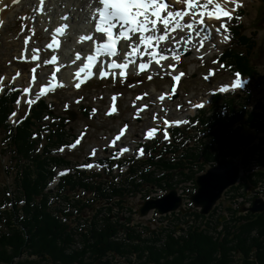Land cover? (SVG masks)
<instances>
[{
  "label": "trees",
  "instance_id": "obj_1",
  "mask_svg": "<svg viewBox=\"0 0 264 264\" xmlns=\"http://www.w3.org/2000/svg\"><path fill=\"white\" fill-rule=\"evenodd\" d=\"M253 1L260 2L264 7V0ZM232 22L229 48L233 49H226L218 59L227 63L236 75L252 81L258 77L257 70L251 64L255 40L244 34L243 26L236 18ZM262 46L264 48V35ZM21 96V92L11 86L0 95V128L3 132L0 157L5 158V154L9 153V161L6 166H1L0 173L12 181L0 187V264H113L114 259L126 261V264H140V259L141 264H264V213H248L237 219L231 218L222 225L220 232L216 230V221L196 223L191 225L186 235L177 239L168 237L161 248L156 246L160 236H152L154 239L141 247L137 244L135 233L109 219L107 213L112 211L108 207L103 205L96 210L92 219L87 218L90 219L88 222L83 219V212L85 209L92 212L94 208L83 203L88 200L87 197L70 199L75 189L83 188L94 191L93 197L97 200L120 199L114 206L121 209L120 201L124 194L136 192L140 181L171 190L173 187L169 183L174 182V178H191L194 182L193 172L191 176L184 173L189 170L190 159L192 163L200 159L209 163L227 157L237 159L239 156L242 166H249L246 180L241 178L240 185L229 191L243 189L237 196L244 198V191L248 188L255 187L257 183L264 185V151L254 146L242 153L237 137L242 127L264 131V107L259 102L254 103L250 93L242 102L237 101L233 93L228 97H212L207 111L222 100L218 111L207 115L199 110V115L191 120V125L196 127L199 124L203 135H206L193 149L185 148V142L177 145V138L184 136L187 130L183 132L173 128L171 135L175 139L172 144L162 145L159 151V146L147 149L148 158L142 165L152 167L153 171L131 169L129 178L122 183L130 187L123 190L124 194L113 189L110 192L103 190L106 177L93 179L70 175L61 177L54 195L45 192L53 177L50 168L52 165L59 167L69 163L64 158L49 155L47 148L64 146V133L59 130L60 126L55 133L47 130L49 134L45 137V148L39 151V143L33 139V133L43 122L44 116L51 118V109L49 104L39 101L24 121L11 126L8 120L15 113ZM237 126L238 130L235 129ZM36 136L43 137V132ZM251 167L255 169L250 170ZM155 172H159L157 178ZM258 193L264 194V191ZM225 211L232 213L231 209L225 208ZM195 217L197 220L203 219L199 214H195ZM122 227V238H125L114 239ZM129 235L130 241L127 242Z\"/></svg>",
  "mask_w": 264,
  "mask_h": 264
},
{
  "label": "rangeland",
  "instance_id": "obj_2",
  "mask_svg": "<svg viewBox=\"0 0 264 264\" xmlns=\"http://www.w3.org/2000/svg\"><path fill=\"white\" fill-rule=\"evenodd\" d=\"M34 1L31 0L30 3L25 1L19 6L16 5L12 9L11 15L0 25V92H4L8 86H11L22 94L21 100L15 107L16 113L8 120V124L11 126H16L24 121L29 115V110L34 108L39 100L49 104L51 118L44 116L43 122L38 124L39 127L33 133V135H39L43 132V137L36 136L33 139L38 141L37 149L41 151L46 143L45 137L49 134L47 130L54 132L60 126L59 130L61 129L64 133L65 144L70 142L73 144L77 141L82 143L74 153H64L65 159L71 163V166L82 162L87 163L90 160L87 155L92 148L99 150V153H96V160L105 158L108 152L106 145L114 144L117 136L124 138L120 142L125 144L148 141L151 146L157 142L162 144L173 142L175 138L168 134L169 128L172 127H177L183 132L187 130V133H183L184 136L177 138L179 140L177 145L185 142V148L194 147L197 142L204 140L206 135H203L199 124L193 127L191 120L194 119V116L199 115L197 111L200 109L207 115L217 112V107L222 100H218L214 104L216 108L212 111L211 109L215 107L212 106L208 112L211 97L222 93L216 89L227 87L237 79L239 81L244 79L245 82H242L243 85L240 88H234L222 95L228 97L229 93L238 94L240 97L237 98V101L242 102V99H246V95L250 93L252 101L259 102L264 107V48L262 46L264 7L258 1L232 0L230 15L218 16L217 24V28H220L223 35L228 37L232 20L240 16L237 20L243 26L244 34L254 38L256 46L251 55V64L257 70L258 77L252 81L237 76L227 63L219 61L218 58L226 49H233L229 48L231 46L229 37L222 45L214 47H205V44L210 43L209 39L205 38L206 42L202 45H195L191 48L193 53L182 52L177 57H173V60L168 61V66L161 70H145L143 72L141 70L139 72L142 73L137 74L126 72L123 78L116 73L115 76L112 73L107 78L92 77L80 84L79 88H76L75 84L62 86L59 89H51L49 92L43 93L39 98H35V96L41 92L44 86L50 84L51 77L57 73L60 67L65 73L73 71H71L72 63L70 61L68 63L67 60L64 61L65 64L62 63V59L57 57L49 47L52 42L53 30L51 28L53 29L55 25L49 27L54 22L55 15L41 11ZM168 3L171 4L170 1ZM49 4L55 10L58 7L56 0H50ZM85 8L87 9V7ZM175 9L181 10L182 5ZM200 11L205 14L215 13L211 4H207L203 9H196L197 14ZM84 14L86 13L82 15ZM83 19H86V16ZM71 32V35L75 34L74 31ZM72 39L73 36L68 42H71ZM26 40L27 43H25ZM66 45L72 47L71 43H66ZM64 50L70 51L67 48ZM76 50L78 51L74 47L71 49V56L72 52L76 54ZM196 51L200 55L196 56ZM119 52L123 53V48ZM54 55L59 59L53 61ZM33 56L36 59H33ZM245 93L247 94L245 95ZM201 103L204 104L203 107H198L197 105ZM69 114H72V120L69 119ZM63 120L64 124H62ZM44 129L45 131H42ZM152 129H155L154 136L146 138V133ZM235 129L238 130V126ZM166 132L167 138H165ZM2 137L3 132L0 128V139ZM237 137L240 139L242 153H245L246 149L252 145L259 146L264 151V131H251L242 127ZM51 154L53 155V153ZM235 160L240 166L242 180H246V171L242 170L240 164L241 156ZM8 161L9 153L7 152L5 158L0 157V170L1 166L7 165ZM202 162L203 159H200L192 165L190 161V165L187 166L189 170L184 173L190 176V173L195 171L194 165L197 163H199V167H203L202 173H205L213 164L203 165ZM254 169L255 167L250 168V170ZM194 173H198V171ZM244 174L245 178L243 179ZM181 179L179 177L174 181H176L178 195L183 197V207L185 208L189 204V196L193 193L194 182L185 180L179 183L178 180ZM11 183V179L4 178L0 173V187ZM51 188L49 187V189ZM140 191L134 196L125 197L126 207H132L135 211L145 196L152 198L165 194V190L153 187L151 184H145ZM242 191L243 189L238 192L224 193V198L218 205L221 208L220 212L230 203L229 199L235 197L237 193L241 194ZM245 193L249 197L252 196V191L245 190ZM134 211L131 212V218L134 220L133 225L139 223L146 226V231L153 230L150 214L140 219L141 221H137L136 216H133ZM87 215L90 216V213L87 212ZM112 263L125 264L120 260Z\"/></svg>",
  "mask_w": 264,
  "mask_h": 264
},
{
  "label": "bare ground",
  "instance_id": "obj_3",
  "mask_svg": "<svg viewBox=\"0 0 264 264\" xmlns=\"http://www.w3.org/2000/svg\"><path fill=\"white\" fill-rule=\"evenodd\" d=\"M29 2L31 0H0V25L3 24L4 21H6L7 17H9L12 13V9L17 5H21L23 2ZM37 6L42 8L43 12H48L53 15H55V20H52L54 22L51 23V28L53 25L54 28L51 30H55L58 27H60L63 23H67L69 27L67 28V35L65 36H58L57 39L59 40V47H56V45H53L52 42H50L51 50L54 52L57 57L62 59V63L65 64L64 61H68V63L71 64V71L65 73L63 72V69H60L57 71L55 75L51 77V82L48 86H44L43 92H40L35 96V98H39L42 96L43 93L49 92L51 89H59L60 87H54V85L63 84L64 86H73L77 83H80L81 81L86 82L92 77H99V66L104 65V70L106 72V77L109 75H112V73H116L119 75V69H109L107 65L112 62L120 63L123 60V57L120 58L117 57H109L104 56L98 53L97 51V45L101 44V40L98 34H96L93 31H89L88 28V21L89 18H87V9L92 10L95 6V3H91V0H56V5L58 6L56 10L49 4L50 0H44V3H39V0H35ZM34 1V2H35ZM169 1V0H168ZM232 0H213V13L212 16H209L208 13L205 14L203 17H201L199 14L196 16L192 15H186L183 18H177L179 20L180 24L183 25L186 21L187 22H193L197 21L194 28L189 31L187 28H184L183 31H181L180 28H174V30L169 31L168 37L165 41H162L161 44H167L168 50L161 53L160 52V44H157L155 41L151 43V47L145 48L143 45L139 44V34L136 35V42L138 44V47L135 52H133V49L130 47L127 49V53H132V55H129V60H134L135 64H129L128 67L125 69V73H142L145 70L153 71V70H161L165 66H168L167 62L173 60V57H177L182 52H191V48L195 45H202L204 42H206L205 38L209 39V44H205V47H214V46H220L225 41V36L223 35L220 28H217L218 24V15L216 14L215 5L219 4L221 12H227L229 16L232 9L230 8V2ZM201 0H198V3H200ZM170 3L174 5L175 7L182 5V9H175L176 11L180 12H186L191 13V9L187 8V5L185 3H182L181 0H170ZM94 6V7H93ZM59 11V12H58ZM196 11V9H195ZM83 13H86L82 15ZM197 13V12H196ZM162 15H164L162 13ZM62 16H69L70 19L68 21H62ZM84 16H86V19H83ZM224 16V15H219ZM84 20V21H83ZM86 20V21H85ZM76 24V25H75ZM93 25V24H92ZM76 26V27H75ZM158 27H163L162 25H158ZM173 25H170V28H172ZM71 31H74L75 34L71 35ZM80 35H88L93 37L92 40H86L83 42H78V37ZM73 36V39L71 42H68L70 40V37ZM208 41V40H207ZM66 43H71L72 47H68ZM126 43L124 41H120L119 47L117 48L118 51H120L123 48V44ZM208 43V42H207ZM82 44V45H81ZM77 48L76 54L72 52L71 56V49ZM67 48L70 50L69 52L65 51L64 49ZM96 50V51H95ZM196 50V49H195ZM155 51L157 55L153 58L151 57V53ZM125 52V49L123 48V53ZM144 53L145 57L143 59H139V54ZM77 54L80 55V59L77 60L76 56ZM95 55V59L92 61L91 65L86 68L79 77L75 75V73L84 66L85 63H87V56L88 55ZM163 55L165 58L163 60H160L159 64L156 63L157 60H159V56ZM195 55L198 56L200 53L198 51L195 52ZM57 58V60L59 59ZM70 61V62H69ZM67 63V64H68ZM140 63H146L148 64V67L145 69H140L139 64ZM58 66V65H57ZM142 72H139L141 71ZM67 72V71H66ZM241 85H243L242 82H245L244 79L239 81ZM80 83V84H83ZM231 83L227 87H222L224 91H221V89H216L218 92L226 93L232 89ZM240 88V87H239ZM31 102L33 103L34 100L32 99ZM31 103V104H32ZM196 105V103H195ZM202 105L200 107H203V103L199 104ZM198 106V105H197ZM193 113V112H192ZM154 136V135H153ZM124 140V138H120L119 141ZM117 141V140H115ZM56 167V166H55ZM129 178V177H128ZM57 182V181H56ZM55 182V183H56ZM100 188V187H99ZM98 188V189H99ZM100 190V189H99ZM102 191V190H101Z\"/></svg>",
  "mask_w": 264,
  "mask_h": 264
},
{
  "label": "snow or ice",
  "instance_id": "obj_4",
  "mask_svg": "<svg viewBox=\"0 0 264 264\" xmlns=\"http://www.w3.org/2000/svg\"><path fill=\"white\" fill-rule=\"evenodd\" d=\"M182 3L187 5L188 9H191V13L176 11L174 5L168 3V0H91V3H95L96 7L92 9L91 17L86 22H90L94 25V31L99 35L100 40L104 41L101 44L97 45V51L99 54L109 57H123L122 62L116 63L112 62L107 65L109 69H119V76L123 78L125 76V69L128 65L135 64L134 60H129V55L132 53H127L128 48H132L133 52L136 51L138 44L136 42V35L139 34V44L144 45L145 48L151 47V43L155 41L157 44H160V52L163 53L168 50L167 44H161L162 41H165L168 37L169 31L174 30V28H180L183 31L184 28H187L191 31L197 21L185 22L183 25L180 24L177 18H183L186 15H192L193 17L197 15L195 9H203L207 4H212L213 0H201L198 3V0H181ZM39 3L43 4L44 0H39ZM42 11V8L40 9ZM216 14L227 16V12H221L219 4L215 5ZM162 13L164 15H162ZM199 15L203 17L205 13L203 11L199 12ZM209 16H212L213 13L209 12ZM95 17V19H92ZM69 16H62V21H68ZM239 19V17H237ZM162 25L163 27H158ZM170 25H173L170 28ZM69 25L63 23L60 27L53 30L52 32V44L59 47L58 36L67 35V28ZM224 27V25H221ZM114 29H119L118 32H114ZM93 37L88 35H80L78 37V42H83L86 40H92ZM227 40L228 37H225ZM124 41L123 48L125 49L124 53H121L117 50V42ZM27 43V40L25 41ZM51 47V45H49ZM157 53L153 51L151 57H155ZM36 59L35 56L32 57ZM165 57L163 55L159 56V60L156 61L159 64L160 60H163ZM57 57L54 55L52 60L55 61ZM76 59H80V55L77 54ZM95 59V55L87 56V63L80 68L75 75L79 77L81 73L88 68L92 61ZM104 65L99 66V77L104 78L106 72L104 70ZM140 69H145L148 67L146 63L139 64ZM115 76V73H113ZM178 79V77H177ZM123 82V80H121ZM80 83H83L81 81ZM80 83L75 85L76 88L80 87ZM63 84L54 85V87H62ZM239 79L234 81L232 84L233 88L241 87ZM44 89H41L43 92ZM221 91H224L222 88ZM115 99V98H114ZM19 103V102H18ZM202 105H198L200 107ZM167 123V121H165ZM155 133V129L150 130L146 133V138H151ZM165 138H167V133H165ZM120 136L116 137V140H119ZM79 143V141H77ZM74 147V145L70 146ZM121 151H127V149H122ZM87 168H92V164L86 165ZM99 167V166H96Z\"/></svg>",
  "mask_w": 264,
  "mask_h": 264
},
{
  "label": "water",
  "instance_id": "obj_5",
  "mask_svg": "<svg viewBox=\"0 0 264 264\" xmlns=\"http://www.w3.org/2000/svg\"><path fill=\"white\" fill-rule=\"evenodd\" d=\"M68 117L73 119L72 114ZM239 175V166L232 158L218 161L204 174L195 178L196 190L189 197L192 207L198 209L201 216L208 215L224 192L237 184ZM181 204V198L175 190H171L158 199L144 201L137 213L140 218L154 210L158 215H165L177 211ZM240 212L261 214L264 212V200L254 199L250 207H241Z\"/></svg>",
  "mask_w": 264,
  "mask_h": 264
},
{
  "label": "flooded vegetation",
  "instance_id": "obj_6",
  "mask_svg": "<svg viewBox=\"0 0 264 264\" xmlns=\"http://www.w3.org/2000/svg\"><path fill=\"white\" fill-rule=\"evenodd\" d=\"M245 95H246V93H245ZM241 96H242V94H241ZM238 97H240V95H238ZM190 161H192V159H190ZM216 162H209V163H216ZM202 163H203V165H207L208 164V163H205L204 160H203ZM198 164L199 163H197L194 166L197 169V170L195 169V171H198V173L200 174L203 171V167H199ZM243 167H244V171H246L248 169V167H246V166H243ZM200 169H202V170H200ZM199 170H200V172H199ZM143 186H144V184L142 182L140 184V186L138 187V190H137L138 193L141 192L140 190H141V187H143ZM153 187H155V186H153ZM258 187H259L258 183H257V185H255V187H250L248 189V191H252V193H251L252 196L249 197V195H247V193H246L244 198H242V200L245 201V199H250L253 196H258L259 195ZM157 188H160V187H157ZM140 205H138V206H140ZM218 205H219V203L216 204V206L213 208V210L209 213V215H208L206 220H208V219L214 220V216L216 214H218V209L216 208ZM238 207H239V205H237V203H235L234 199H232L230 201V203H228L226 205V208L227 209H231L232 213H226V212L224 213L225 217H224L223 223L226 222L227 220H230L231 218H236V219L239 218V216L241 214L237 210ZM181 210H182V212L179 211V212L167 214L165 216H158L156 218H154L155 217V212H154L152 214V220H151V223L154 226L153 230L146 231V228H145L146 226L139 224L138 230H139V239L141 240V242L144 243L145 239L147 237H152V236L153 237H157V238L161 237L159 242L156 244L157 248H161V246L163 245L164 241L168 237H173V238L177 239V238H180L183 235H186L188 229L191 227V225L193 223V220H194V217H195V213H196L197 210L191 209L190 208V203L185 208L183 207ZM245 214H247V213H244L243 215H245ZM175 217H178L180 219L179 224H176V222L174 221ZM138 221H141V220L138 219ZM223 223L218 222V225L216 226V230H219L222 227Z\"/></svg>",
  "mask_w": 264,
  "mask_h": 264
},
{
  "label": "built area",
  "instance_id": "obj_7",
  "mask_svg": "<svg viewBox=\"0 0 264 264\" xmlns=\"http://www.w3.org/2000/svg\"><path fill=\"white\" fill-rule=\"evenodd\" d=\"M125 171V169L123 170V172ZM263 190L264 191V185L263 184H259V187H258V192ZM260 197L264 198V195L263 194H259Z\"/></svg>",
  "mask_w": 264,
  "mask_h": 264
}]
</instances>
